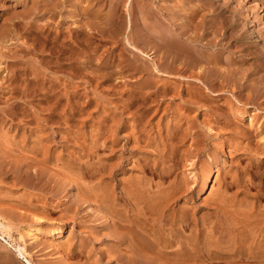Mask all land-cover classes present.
<instances>
[{
  "label": "rangeland",
  "instance_id": "rangeland-1",
  "mask_svg": "<svg viewBox=\"0 0 264 264\" xmlns=\"http://www.w3.org/2000/svg\"><path fill=\"white\" fill-rule=\"evenodd\" d=\"M115 1L0 0L5 237L32 264H105L107 202L130 209L134 185L171 194L164 228L198 262L223 264L203 244L252 231L249 263L264 247V0ZM173 245L156 259L178 264ZM15 252L0 239V264H25Z\"/></svg>",
  "mask_w": 264,
  "mask_h": 264
},
{
  "label": "bare ground",
  "instance_id": "bare-ground-1",
  "mask_svg": "<svg viewBox=\"0 0 264 264\" xmlns=\"http://www.w3.org/2000/svg\"><path fill=\"white\" fill-rule=\"evenodd\" d=\"M129 27H130V24L128 25V29H129ZM166 37L167 36H165V38ZM168 40H169V38H168ZM137 42H140L139 39ZM209 74H210V72H209ZM211 77H212V75H211ZM209 80H211V79H209ZM218 84L220 85V83H218ZM216 85H217V83H216ZM212 87L213 88H211V89L215 88L214 86H212ZM220 87L221 86H219V88ZM216 89H217V87H216ZM194 92H196V91H194ZM238 101L240 102V100H238ZM240 103H242V102H240ZM218 107L220 109H223V107L221 105H219ZM229 114H230V112H229ZM237 124H238V122H237ZM245 131H247V130H245ZM249 132H251V131H249ZM249 132L247 134H249ZM245 138H246V136H245ZM222 139H223V137L221 139H218V140H222ZM231 140H233V139L231 138ZM236 144H237L236 155H238V156L241 155V153H240L241 151L245 153V149H243L241 142L237 141ZM219 145L223 148L224 154H227L229 152L227 150V146H229L227 143V140L223 139V141L218 142L217 147ZM234 145H235V143H234ZM248 145L251 146L252 142H248ZM256 146H257V148H261V152L264 154V136H261L259 138V140L256 142ZM248 152H250V151H248ZM246 154H247V152H246ZM258 155H259V153H258ZM255 156H256V154H255ZM241 157H243V156H241ZM254 158H257V156ZM235 162H237V161H235ZM112 191H114V190H112ZM125 192H127L129 194V203L132 206V207H130V209L121 210L120 207H118V205H115L114 203H112V200L107 202L108 208L107 207L106 208H107V211L109 213V217L106 219V222H104L103 227H106L108 229L106 236L108 238H110V240H112V241L114 240V241L110 244L109 248H105L103 251L101 250L102 252L100 253V256L98 259L101 260L102 258H104L105 264H155L156 262H158L157 264H164L166 261L163 263L159 257H158L159 260L156 259V255H158V254L163 255L165 253L164 252L165 249L172 246L173 243L174 244L176 243L175 245H173V246H176V249L173 253L176 257L175 260L178 261V264H199L201 262V261L198 262L201 258L199 254L195 256V255H193V253H191L189 251L190 245L188 246L187 242L183 238L182 231L180 229H178V230L174 229V231L171 230L168 232L164 228L165 227L164 225L169 223L168 219H167L168 214L166 213V207L168 206L167 201L171 195L170 193H168V192L163 193V194H156L155 193V195H150L148 190L141 191L137 188V186H134V185L130 188L129 191H125ZM103 194H105V193H103ZM103 198H104V196H103ZM116 204H118L117 201H116ZM104 206H106V205H104ZM41 219H43V218H41ZM230 221H233V219H231ZM158 223H160V224H158ZM184 223H185L184 217H180V219H178V218L172 219L170 222V224L172 226H179V227L183 226ZM233 223H235V222H233ZM241 223H242V221H241ZM231 224H232V222H231ZM4 227L5 226L1 225V223H0V239L2 241H4L6 244H8L12 249H14L17 252V257L23 259L25 264H32V262L25 256V254H24L25 252L23 253L24 250L22 251L19 247H15L13 244H11L7 240V238L4 235V233H5ZM251 228H253V227H251ZM168 230H169V228H168ZM218 231H220V230H218ZM42 232H44V230H42L41 227L36 226V225H32V226H29L25 230V235L27 237H29L31 239V242L33 243V242H36V237H37V236H35L36 233L39 234ZM225 232H226V230H225ZM45 233H46V231H45ZM61 233H62V229L59 226L52 228V235L59 236V234H61ZM228 233H229V237L227 236L228 238L227 237L225 238V240L228 239L225 241L227 244L224 245L223 244L224 241L223 242L220 241L221 242L220 247L217 246V248L219 247L218 249L216 247H214V249L216 248L214 250L211 248L212 245L210 244V242H212V241L208 240L209 243L203 244V246H202L203 251L201 253L204 256H206V258L209 260H218L220 262H223V264H236V261L240 260V258L245 255L246 249H248L246 247V244H245V237L250 236L251 239H253L254 236H256V235L252 231L249 232V235L247 233H243V231L236 233L235 231H233V229L231 232H228ZM218 235H219V233H218ZM226 235H227V233H226ZM8 237H10V236H8ZM19 237H21V236H19ZM175 237H180L179 240L177 238V240H178L177 242H175V241L173 242V239ZM194 239H195V237L192 239V241ZM251 239H250V241L248 240V242H250V243H248L247 246L248 247L250 246L252 248V246H251L252 240ZM174 240H176V239H174ZM20 242H22V241H20ZM260 242H262L264 245V241H260ZM196 243H197V240H196ZM123 244L126 247V250L124 248L125 251H122L120 249ZM192 245H194V244L192 243ZM213 246H215V245H213ZM191 247H193V246H191ZM254 247H256L258 251H255ZM254 247H253V250L247 251V256H245V258L253 261L254 264H264V247L261 248L259 246L260 249L257 246H254ZM192 249L196 250V248H194V247ZM251 261L247 264H250V263L252 264ZM174 263H176V262H174ZM202 263L203 262H201V264ZM241 263H243V262H241ZM244 264H245V262H244Z\"/></svg>",
  "mask_w": 264,
  "mask_h": 264
}]
</instances>
